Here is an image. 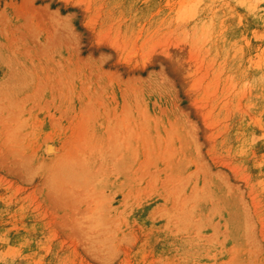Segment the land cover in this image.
I'll use <instances>...</instances> for the list:
<instances>
[{
    "label": "rangeland",
    "instance_id": "1",
    "mask_svg": "<svg viewBox=\"0 0 264 264\" xmlns=\"http://www.w3.org/2000/svg\"><path fill=\"white\" fill-rule=\"evenodd\" d=\"M0 264H264V0H0Z\"/></svg>",
    "mask_w": 264,
    "mask_h": 264
},
{
    "label": "bare ground",
    "instance_id": "2",
    "mask_svg": "<svg viewBox=\"0 0 264 264\" xmlns=\"http://www.w3.org/2000/svg\"><path fill=\"white\" fill-rule=\"evenodd\" d=\"M52 146H53V145H50L49 148L52 147ZM50 149L52 150L53 148H50ZM50 149H48V150L51 151ZM53 150H54V149H53Z\"/></svg>",
    "mask_w": 264,
    "mask_h": 264
}]
</instances>
